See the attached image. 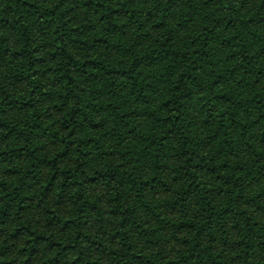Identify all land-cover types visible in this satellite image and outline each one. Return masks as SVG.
<instances>
[{
	"label": "trees",
	"instance_id": "16d2710c",
	"mask_svg": "<svg viewBox=\"0 0 264 264\" xmlns=\"http://www.w3.org/2000/svg\"><path fill=\"white\" fill-rule=\"evenodd\" d=\"M0 264H264V0H0Z\"/></svg>",
	"mask_w": 264,
	"mask_h": 264
}]
</instances>
